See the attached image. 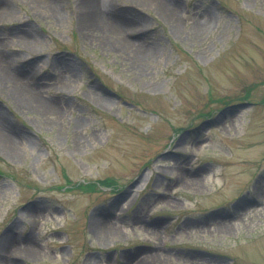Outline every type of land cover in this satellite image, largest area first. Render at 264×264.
<instances>
[{
	"label": "rangeland",
	"instance_id": "obj_1",
	"mask_svg": "<svg viewBox=\"0 0 264 264\" xmlns=\"http://www.w3.org/2000/svg\"><path fill=\"white\" fill-rule=\"evenodd\" d=\"M36 1L0 15V260L264 264V0L119 1L142 66Z\"/></svg>",
	"mask_w": 264,
	"mask_h": 264
},
{
	"label": "bare ground",
	"instance_id": "obj_2",
	"mask_svg": "<svg viewBox=\"0 0 264 264\" xmlns=\"http://www.w3.org/2000/svg\"><path fill=\"white\" fill-rule=\"evenodd\" d=\"M53 0H37L35 7H39V4L45 6V15L54 17V8H51V2ZM75 5L78 18L80 19V26L83 30L90 31V33H100L104 36L106 40L105 43L109 47H113L119 52L126 53L131 57L132 62L136 66H142L141 61L145 58H148L150 49L148 47L142 48L141 46H136L135 43H132L130 40L125 38V32H128L127 36L131 35L130 28L131 26L125 27L127 24L125 21H128V18H124V22L118 17H116L117 9L114 7L121 0H72ZM135 7H152L156 12L162 14L164 18L170 21L175 26L177 21V12L178 6L175 4L161 5L157 4L154 0H131ZM9 0H0V15L6 13V5L8 7ZM38 8H35V15L37 18H42L41 13H39ZM116 17V18H115ZM27 32L20 34L19 39L23 40V43L26 41ZM138 45V44H137ZM1 63V62H0ZM8 79H12L13 83L19 82L18 79H13L10 75H7L0 68V81L8 82ZM13 92H16L18 96L25 97L28 100L30 105L40 108L42 112L50 113V109L54 112V108L51 105L45 106V104L37 103L35 96L32 95L31 91L28 88L21 89H12ZM34 104V105H33ZM0 139V147L5 148V144ZM224 225V224H222ZM96 229L99 228V224L95 225ZM94 227V230H95ZM103 227H100L102 230ZM9 247V246H7ZM30 254V253H29ZM16 255V253H15ZM17 256L18 255L17 253ZM16 256V257H17ZM0 264H6L0 260Z\"/></svg>",
	"mask_w": 264,
	"mask_h": 264
}]
</instances>
